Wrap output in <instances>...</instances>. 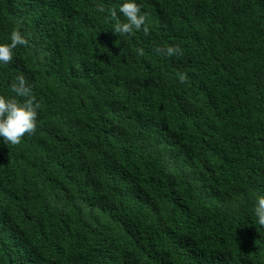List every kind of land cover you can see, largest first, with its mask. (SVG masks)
Here are the masks:
<instances>
[{
    "label": "trees",
    "instance_id": "1",
    "mask_svg": "<svg viewBox=\"0 0 264 264\" xmlns=\"http://www.w3.org/2000/svg\"><path fill=\"white\" fill-rule=\"evenodd\" d=\"M122 2L0 0V95L40 104L0 138V264H264V0H137L118 34Z\"/></svg>",
    "mask_w": 264,
    "mask_h": 264
},
{
    "label": "clouds",
    "instance_id": "2",
    "mask_svg": "<svg viewBox=\"0 0 264 264\" xmlns=\"http://www.w3.org/2000/svg\"><path fill=\"white\" fill-rule=\"evenodd\" d=\"M103 12V6H99ZM119 12L126 18L120 20L116 9L111 10V15L116 18L114 32L118 34H132L135 30L143 28L148 31L147 13L142 10L137 0H123L119 5ZM26 43V39L19 30H13L7 42L0 43V63H9L14 56L17 45ZM139 55L144 54L143 48H137ZM168 56L179 55L183 49L179 44L168 45L164 49H157ZM178 78L183 81L186 73H178ZM15 96L0 95V138L6 142L18 144L22 137L31 134L37 127L39 101L33 95L32 87L23 75L17 76L11 84ZM23 97V99H20ZM259 224L264 225V194H258L254 207Z\"/></svg>",
    "mask_w": 264,
    "mask_h": 264
}]
</instances>
